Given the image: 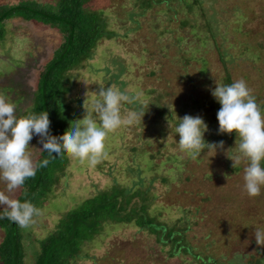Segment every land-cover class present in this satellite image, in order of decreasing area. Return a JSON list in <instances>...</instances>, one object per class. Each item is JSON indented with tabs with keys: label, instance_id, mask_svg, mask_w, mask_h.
<instances>
[{
	"label": "rangeland",
	"instance_id": "374dc122",
	"mask_svg": "<svg viewBox=\"0 0 264 264\" xmlns=\"http://www.w3.org/2000/svg\"><path fill=\"white\" fill-rule=\"evenodd\" d=\"M90 6L106 12L112 36L101 41L83 66L68 73L71 89L63 99L99 124L92 105L100 87L112 86L130 98L121 105L122 116L145 115L108 133L106 154L95 166L72 157L75 185L63 186L62 176L52 192L61 201L45 199L37 207L41 214L26 227L31 231L24 238L26 264H33L35 239L60 214L113 185L131 191L147 188L149 211L169 225L188 227L185 240L194 253L210 255L219 264H264V246L254 237L257 229L264 231V185L258 196L245 191L248 161L241 157L233 168L230 158L240 155L235 146L239 137L235 132L218 134L221 105L211 92L216 83L242 79L264 114V0H91ZM4 27L0 94L15 105L19 117L32 103L38 73L62 37L53 27L20 17ZM185 115L201 116L208 125L205 141L222 140L223 150L205 149L196 159L182 152L175 128ZM39 139L34 134L29 142L33 160L42 148ZM0 190L6 192L3 181ZM73 264L200 263L183 252L171 258L152 235L128 223L105 225Z\"/></svg>",
	"mask_w": 264,
	"mask_h": 264
},
{
	"label": "trees",
	"instance_id": "16d2710c",
	"mask_svg": "<svg viewBox=\"0 0 264 264\" xmlns=\"http://www.w3.org/2000/svg\"><path fill=\"white\" fill-rule=\"evenodd\" d=\"M90 1L54 0L46 4L38 0H20L18 3H0V40L4 39L6 32L4 23L13 17L48 25L61 34L60 44L38 73L32 103L23 111V115L47 111L51 122L49 131L53 136L63 135L72 124L75 125V118H85L67 104L66 98L63 99L71 89L66 83L68 73L83 66L82 62L91 59L101 41L112 36L104 16L106 12L92 8ZM230 81L227 79L229 85L232 84ZM45 159L49 161L46 166L42 163ZM71 159L66 153L53 158L40 150L34 160L38 165L35 175L26 179L15 198L21 202L30 201L40 209L45 199L61 201V197L52 192L60 184L62 176L66 177L61 183L63 186L75 185L77 176ZM261 166L264 167V161ZM150 204L151 196L145 187L131 191L113 185L98 191L57 216V222L44 236L35 239L33 264H73L81 255L83 246L94 240L105 225L128 223L152 235L161 249L167 248L173 259L183 252L194 256L200 264H219L210 255L194 253V247L185 240L188 227L177 222L172 225L165 223L159 213L149 211ZM3 209L4 206H0V211ZM0 230L3 233L0 237V264H26L24 238L31 231L27 232L26 228L7 218L0 219Z\"/></svg>",
	"mask_w": 264,
	"mask_h": 264
},
{
	"label": "clouds",
	"instance_id": "9594fccd",
	"mask_svg": "<svg viewBox=\"0 0 264 264\" xmlns=\"http://www.w3.org/2000/svg\"><path fill=\"white\" fill-rule=\"evenodd\" d=\"M212 96L221 105L217 112L219 123L218 134L233 132L239 137V156L230 158L233 168L240 163L241 157L248 161L244 169V189L249 196H258L264 185V114L256 102L252 90L244 80H238L230 85L216 83L211 90ZM97 99L92 109L99 118V124L94 119L83 118L59 137L53 136L47 111L40 114L29 113L16 115V107L9 102L4 94H0V181L6 185L5 191L0 190V219L7 218L22 228L28 227L35 216L41 214L30 201L21 202L13 194L20 189L27 178L35 175L37 164L28 151L33 135L39 136L40 149L50 157L62 156L65 153L81 162L85 160L92 166L100 162L105 155V139L109 132L115 131L123 124H132L143 119L145 112H129L121 115L123 102H130L129 96L112 86L100 87ZM180 123L175 128L179 134V148L191 156L198 158L207 149L209 151L223 150L224 141L207 143L204 133L208 125L199 115H185L179 118ZM43 165L49 161L45 159ZM222 187V186H221ZM258 246H264V231L257 229L254 233Z\"/></svg>",
	"mask_w": 264,
	"mask_h": 264
}]
</instances>
